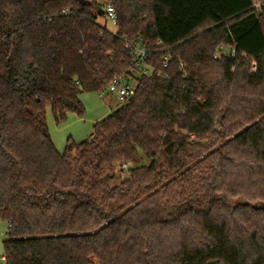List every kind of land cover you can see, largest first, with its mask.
Instances as JSON below:
<instances>
[{
    "label": "trees",
    "instance_id": "1",
    "mask_svg": "<svg viewBox=\"0 0 264 264\" xmlns=\"http://www.w3.org/2000/svg\"><path fill=\"white\" fill-rule=\"evenodd\" d=\"M87 1L0 0L5 264H264V0H109L116 32ZM117 78L135 96L59 153L49 110Z\"/></svg>",
    "mask_w": 264,
    "mask_h": 264
},
{
    "label": "rangeland",
    "instance_id": "2",
    "mask_svg": "<svg viewBox=\"0 0 264 264\" xmlns=\"http://www.w3.org/2000/svg\"><path fill=\"white\" fill-rule=\"evenodd\" d=\"M102 4H107L109 0H99ZM99 23L106 26L110 31L116 32L117 26L105 17L99 18ZM228 52V51H227ZM221 53H217L220 57ZM80 99L85 107V115L79 117L75 114H70L67 121L58 125L54 115L49 110L47 115V123L53 143L59 153H64L68 141L81 143L88 141L94 134V127L98 122L103 121L124 104L119 103L111 96L102 97L98 93L85 92L81 94ZM8 225L0 221V264H5L4 241L7 238Z\"/></svg>",
    "mask_w": 264,
    "mask_h": 264
},
{
    "label": "built area",
    "instance_id": "3",
    "mask_svg": "<svg viewBox=\"0 0 264 264\" xmlns=\"http://www.w3.org/2000/svg\"><path fill=\"white\" fill-rule=\"evenodd\" d=\"M262 5L263 3H256L254 5V9L261 10ZM103 10L104 17L116 24L118 17L114 6L108 3ZM127 48L132 54V71L139 77L152 78L155 75V69L150 67L146 62L149 53L140 46L128 44ZM232 54L234 55V51ZM166 59L169 60L168 57ZM136 89L137 86L135 83L127 81L125 78H117L110 84L108 89L105 92H102L100 95L102 97L111 96L119 103L126 104L135 96ZM3 261L5 262L4 257Z\"/></svg>",
    "mask_w": 264,
    "mask_h": 264
},
{
    "label": "water",
    "instance_id": "4",
    "mask_svg": "<svg viewBox=\"0 0 264 264\" xmlns=\"http://www.w3.org/2000/svg\"><path fill=\"white\" fill-rule=\"evenodd\" d=\"M81 4L83 6H86L88 4V1L87 0H80ZM99 16L100 17H104V10L101 8L100 11H99Z\"/></svg>",
    "mask_w": 264,
    "mask_h": 264
}]
</instances>
